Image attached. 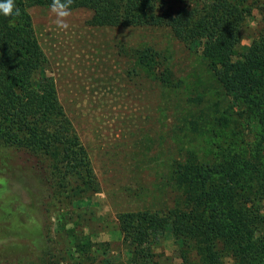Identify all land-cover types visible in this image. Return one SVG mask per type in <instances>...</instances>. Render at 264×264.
Listing matches in <instances>:
<instances>
[{"label": "trees", "instance_id": "obj_1", "mask_svg": "<svg viewBox=\"0 0 264 264\" xmlns=\"http://www.w3.org/2000/svg\"><path fill=\"white\" fill-rule=\"evenodd\" d=\"M50 3L14 0L19 15L0 12V147L31 168L47 213L55 210L40 229L41 249L30 241L0 239V264H122L112 260L107 243L91 238L93 216L82 202L97 193V183L46 74L27 13ZM259 6L264 4L248 0H74L72 9L92 12V26L169 29L200 52L229 98L230 115L244 120V126L211 130L209 152L187 149L173 161L171 207L118 217L127 264H174L152 249L166 231L179 264H264V26L246 52L234 53L241 25ZM133 56L155 81L170 82L172 71L162 67L151 48L135 50ZM226 129L234 137L230 143ZM14 198L0 179V205ZM52 218L68 242L63 249L50 233ZM17 244L19 252H11Z\"/></svg>", "mask_w": 264, "mask_h": 264}, {"label": "rangeland", "instance_id": "obj_2", "mask_svg": "<svg viewBox=\"0 0 264 264\" xmlns=\"http://www.w3.org/2000/svg\"><path fill=\"white\" fill-rule=\"evenodd\" d=\"M249 1L264 4V0ZM27 13L46 74L55 83L58 101L97 183V193L82 202L86 214L93 216L91 238L109 245L112 260L127 264L118 217L171 207L173 161L183 150L193 149L199 155L209 152L211 130L244 126V120L230 115L229 98L200 52L174 38L167 28L92 26V12L77 8L68 18L69 28L61 30L50 7H30ZM263 26L264 7L259 6L241 25L235 57L246 52ZM150 48L162 67L172 71L169 83L155 81L133 56L135 50ZM233 117L238 124L231 122ZM233 140L229 134V143ZM0 179L15 196L0 205V239L30 241L41 249L40 229L45 216L55 210L47 213L34 173L0 147ZM55 223L52 218L50 233L63 249L68 242ZM21 244L10 251L19 252ZM152 249L179 264L176 244L167 231Z\"/></svg>", "mask_w": 264, "mask_h": 264}, {"label": "clouds", "instance_id": "obj_3", "mask_svg": "<svg viewBox=\"0 0 264 264\" xmlns=\"http://www.w3.org/2000/svg\"><path fill=\"white\" fill-rule=\"evenodd\" d=\"M73 3L74 0H51L49 7L51 13L55 16L54 22L57 28L61 30L69 28L68 18L72 14ZM0 12L6 17L20 14V10L14 4V0H5L4 3H0Z\"/></svg>", "mask_w": 264, "mask_h": 264}]
</instances>
